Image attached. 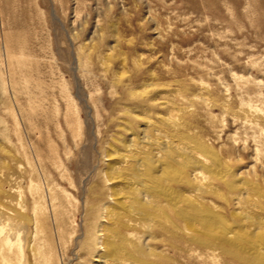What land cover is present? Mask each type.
I'll return each mask as SVG.
<instances>
[{
    "label": "rangeland",
    "instance_id": "1",
    "mask_svg": "<svg viewBox=\"0 0 264 264\" xmlns=\"http://www.w3.org/2000/svg\"><path fill=\"white\" fill-rule=\"evenodd\" d=\"M146 139L190 142L230 176L204 181ZM134 156L163 162L206 216L264 236V0H0V229L17 236L0 264H248L161 197L158 220L122 209L116 238L95 239L102 208L133 195L109 180Z\"/></svg>",
    "mask_w": 264,
    "mask_h": 264
},
{
    "label": "bare ground",
    "instance_id": "2",
    "mask_svg": "<svg viewBox=\"0 0 264 264\" xmlns=\"http://www.w3.org/2000/svg\"><path fill=\"white\" fill-rule=\"evenodd\" d=\"M170 139H172V138H170ZM145 144H147L150 148H153L154 150H156L160 157L163 154L166 155V157L169 160L178 164L179 166H181V168L182 167L183 168H187V167L197 168L200 171L199 176L201 175L204 181L209 179L210 177H217V178L222 179V180H228V178L230 176V172H229L230 170L225 168L215 157L208 155L209 153L208 154L202 153L200 151V149L198 148V146L192 145L190 142L184 141L182 139L178 140L177 142L175 140L161 142V141H154V140L152 141V140L146 139ZM154 157L156 158V156H154ZM130 161L133 163V166H134V167L132 166V169H130L128 172L130 178L129 177L127 178L126 176H125L126 178L123 177L122 172L117 170L118 172H117L116 176L111 178L109 180V182L118 181V182L125 183L127 188H129V190L132 191L133 195L131 196L129 194L130 196L128 195L125 197L124 195H122L121 192L116 194L114 196L117 198L115 208L119 207L121 209V211L120 210L116 211V209H114V208L110 209V207L104 206L102 208V211L100 214V220L102 223H107L109 225L113 223L114 227L120 226V224H121L120 221H123V219H125V220L128 219L127 216L123 217L122 212L124 210H126V212H127V210L129 209V211H128L129 212V223L132 226L135 224V222L139 223L140 220L142 221V223L146 222L148 224H151L153 220L156 221V220H158V218H161V215L165 214V212L162 210V208H159L157 206L158 204L153 202L154 197H161L162 199H164L166 201L169 208L175 214V217L177 219H180L181 221H183L185 223V226H184V228H186L185 230H197V227L199 224H201V225L204 224L203 225L205 228L204 232L215 240L214 241L215 243H213V248H212L213 250H215V251L220 250V252L222 250V251L228 252L227 250L220 248L219 245H221V244L229 245V246L233 247L234 250L237 251L236 253H238L239 256L246 263H248V264H264V236L263 235H260V233H256L257 231L253 232V233L252 232L250 233L248 231L235 232L236 230L234 231V229L230 225L225 223L222 219L218 218L217 220H215V219L211 218L210 216H206L205 215L206 213L204 214L202 212L203 210L202 211L199 210V208L197 206L198 204H196V206H197L196 207L195 204H192L190 200H188L184 197H181L180 196L181 194H179L177 192V190H175L172 186H170V184L173 181V178L171 177L170 173L165 168L163 162L157 161V163H154V164H147L145 162L146 163L145 164L139 157H136V156L132 157V160H130ZM153 161H154V159H153ZM166 166H168V164ZM126 168H125V170H126ZM201 182H203V181H201ZM202 188H203V185L200 186V189H202ZM39 191H41V190H39ZM197 191H201V190H197ZM195 193H197V192H195ZM44 197H47V195H45ZM34 198H35V196H34ZM42 199H44V198H42ZM164 200H163V202H164ZM191 200H193V199H191ZM39 202H41V201H39ZM128 203H129V207L127 205ZM130 204H132V205H130ZM44 205H46V203ZM133 205H136V206H133ZM37 207L39 208V206H37ZM122 209H123V211H122ZM207 215H209V214H207ZM155 217H158V218L154 219ZM168 218H167V220L169 221ZM247 219H249V218H245V219L243 218V221L247 223ZM21 221L23 222V220H21ZM131 222H133L134 224ZM102 223L100 224V226H98L95 229V232L93 235L94 238L95 239L103 238L104 241H111L113 238H116L115 237L116 234L114 233L115 230H113V226L110 225L111 227H108L105 225L106 226V228H105L104 224H102ZM162 223H165V222L163 221ZM184 223H182V224L184 225ZM166 224H168L167 221H166ZM144 225H145V223H144ZM136 226H138V225H136ZM154 226H156V225H154ZM3 228L0 229V244L3 247H7L8 249H11L15 244L11 240L12 239L11 236H14V234H12V233H10L12 235L7 234V232ZM35 228H36V226H35ZM18 235H19V233H18ZM15 238H17V236ZM205 244H206V242H205ZM118 247L119 246L117 243L110 245L111 249L117 248L116 250L115 249L112 250L114 254H120L121 253L120 248H118ZM223 247H225V246H223ZM135 251H136L135 255L132 258V260H134V261L137 260V258L140 259L139 257L143 258L147 255V253L141 248H138ZM151 254H149V255H151ZM50 260H48V261H50ZM48 261H47V263H48ZM114 261H116L118 264H129L130 263V262H128V260L124 259L123 256L122 257L118 256L117 259ZM4 262L6 264V259L4 260ZM95 262H97L98 264H109L108 260H106L103 257L95 259ZM2 263H3V261H2ZM58 263L60 264V262H58ZM135 263H137V262L135 261ZM49 264H50V262H49Z\"/></svg>",
    "mask_w": 264,
    "mask_h": 264
}]
</instances>
